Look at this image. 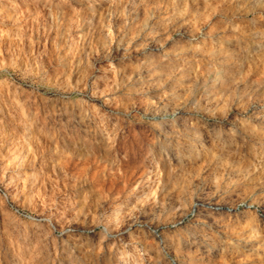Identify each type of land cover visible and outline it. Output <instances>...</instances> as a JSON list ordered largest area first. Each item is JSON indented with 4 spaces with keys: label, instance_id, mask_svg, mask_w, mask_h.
<instances>
[{
    "label": "rangeland",
    "instance_id": "obj_1",
    "mask_svg": "<svg viewBox=\"0 0 264 264\" xmlns=\"http://www.w3.org/2000/svg\"><path fill=\"white\" fill-rule=\"evenodd\" d=\"M262 6L0 0V264H264Z\"/></svg>",
    "mask_w": 264,
    "mask_h": 264
},
{
    "label": "built area",
    "instance_id": "obj_2",
    "mask_svg": "<svg viewBox=\"0 0 264 264\" xmlns=\"http://www.w3.org/2000/svg\"><path fill=\"white\" fill-rule=\"evenodd\" d=\"M170 264H176V262L173 259H170Z\"/></svg>",
    "mask_w": 264,
    "mask_h": 264
},
{
    "label": "clouds",
    "instance_id": "obj_3",
    "mask_svg": "<svg viewBox=\"0 0 264 264\" xmlns=\"http://www.w3.org/2000/svg\"><path fill=\"white\" fill-rule=\"evenodd\" d=\"M248 2H249V3H252V2H253V0H248ZM262 7H264V6H262ZM262 18H264V17H262Z\"/></svg>",
    "mask_w": 264,
    "mask_h": 264
},
{
    "label": "bare ground",
    "instance_id": "obj_4",
    "mask_svg": "<svg viewBox=\"0 0 264 264\" xmlns=\"http://www.w3.org/2000/svg\"><path fill=\"white\" fill-rule=\"evenodd\" d=\"M214 208H219V207H214ZM212 211V210H211ZM217 211V210H216ZM116 216V215H115Z\"/></svg>",
    "mask_w": 264,
    "mask_h": 264
}]
</instances>
